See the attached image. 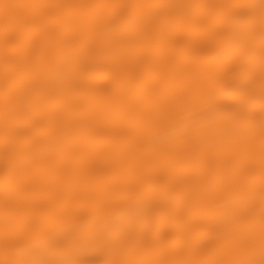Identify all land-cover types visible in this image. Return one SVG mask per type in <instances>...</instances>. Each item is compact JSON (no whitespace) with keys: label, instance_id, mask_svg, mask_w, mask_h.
<instances>
[{"label":"snow or ice","instance_id":"1","mask_svg":"<svg viewBox=\"0 0 264 264\" xmlns=\"http://www.w3.org/2000/svg\"><path fill=\"white\" fill-rule=\"evenodd\" d=\"M0 264H264V0H0Z\"/></svg>","mask_w":264,"mask_h":264},{"label":"bare ground","instance_id":"2","mask_svg":"<svg viewBox=\"0 0 264 264\" xmlns=\"http://www.w3.org/2000/svg\"><path fill=\"white\" fill-rule=\"evenodd\" d=\"M233 212V207L231 202L226 198H221L214 202L208 209H206L205 215L203 217V223L208 226L216 223L220 219H227ZM188 226V222L176 218L170 222V227L176 231H180Z\"/></svg>","mask_w":264,"mask_h":264}]
</instances>
